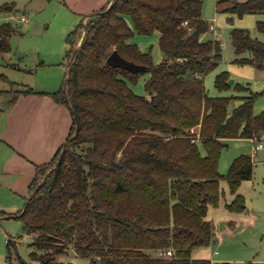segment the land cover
Returning a JSON list of instances; mask_svg holds the SVG:
<instances>
[{
	"label": "trees",
	"instance_id": "1",
	"mask_svg": "<svg viewBox=\"0 0 264 264\" xmlns=\"http://www.w3.org/2000/svg\"><path fill=\"white\" fill-rule=\"evenodd\" d=\"M226 1L240 16L264 11V0L218 4ZM203 6L204 0H110L70 32L66 79L50 95L71 108L73 123L54 158L37 165L30 196L16 214L36 248L26 260L8 238V264H76L56 257L71 246L90 257L89 264H233L194 259L192 252L216 240L208 213L224 195L222 178L236 195L229 207L244 208L238 189L253 176V156H236L226 173L219 163L227 139L263 137L264 109L255 113L254 103L264 90L207 93L204 76L221 60L222 42L201 38L212 24ZM257 27L264 32V20ZM156 31L160 62L151 48L131 41L136 32ZM14 32L9 22L0 24V52L10 50ZM231 34L237 54L251 52L235 61L264 68V41L247 29ZM114 49L150 67L148 96L132 86L146 71L107 63ZM230 79L224 70L215 84L219 90H248ZM169 249L172 254H162Z\"/></svg>",
	"mask_w": 264,
	"mask_h": 264
},
{
	"label": "rangeland",
	"instance_id": "2",
	"mask_svg": "<svg viewBox=\"0 0 264 264\" xmlns=\"http://www.w3.org/2000/svg\"><path fill=\"white\" fill-rule=\"evenodd\" d=\"M86 1L0 0V24L9 22L15 29L10 37V50L0 52V74L3 75L0 78V135L6 126L8 104L15 98L17 91L25 92L30 87L54 92L63 87L69 61V34L80 22L88 20V14L96 11L86 10L84 5ZM6 4L13 6H10V9L2 8ZM230 4L228 1L218 4V0H204L203 6V16L208 22L216 25L218 34L210 29L203 33L201 38L220 39L222 42L221 60L204 76L207 93L215 96L248 95L252 91L264 90V68L235 61L237 57L250 56L251 52L237 54L231 34L234 28L247 29L252 37L264 41V32L257 27L258 21L264 20V11L240 16L227 9ZM128 20L133 25L130 17ZM82 38L83 33L78 37L76 42L78 45ZM131 41L137 43L143 50L151 48L155 62L162 60L163 53L159 46L157 31L152 34L136 32ZM224 70L229 72L233 83L243 84L248 90L237 91L233 88L219 90L215 80L217 74ZM149 77L150 71L143 73L137 83L132 84L134 90L148 96L145 83ZM241 100L236 99V103ZM263 109L264 95H260L254 103V112L260 113ZM260 140L258 138L226 140L227 145L223 147L219 163L222 173L227 172L236 156L242 153H250L253 156V176L243 180L238 189L243 195L245 207L239 210L229 207L236 195L231 191L228 180L222 178L221 187L224 195L220 204L211 206L208 213V217L215 222L217 228L216 240L210 245L197 247L192 255L198 252L203 258H212L215 262L264 264V147L256 149ZM7 151L10 149L0 140V264H8V238L15 240L16 250L26 260L30 259V252L36 248L33 244V234L16 216L27 203L32 178L27 181L20 169L5 171L3 166ZM8 172H11L12 176L16 175L15 183L8 182L10 175ZM40 180L41 178L38 182ZM56 257L58 260L74 261L76 264L90 262V257L77 253L72 246Z\"/></svg>",
	"mask_w": 264,
	"mask_h": 264
},
{
	"label": "crops",
	"instance_id": "3",
	"mask_svg": "<svg viewBox=\"0 0 264 264\" xmlns=\"http://www.w3.org/2000/svg\"><path fill=\"white\" fill-rule=\"evenodd\" d=\"M109 4L110 0H87L84 5L86 10H99ZM10 6L13 4H6L2 8L10 9ZM32 89V92L21 93L14 103L10 101L6 126L0 135L1 142L10 149L4 157L3 168L5 171L20 169L27 181L29 178L33 180L37 165L54 158L66 141L73 123L71 108L57 102L50 95L52 91ZM8 173V182L15 183L16 175ZM32 180L29 184V196ZM202 256L198 252L192 255L194 259L203 258Z\"/></svg>",
	"mask_w": 264,
	"mask_h": 264
},
{
	"label": "water",
	"instance_id": "4",
	"mask_svg": "<svg viewBox=\"0 0 264 264\" xmlns=\"http://www.w3.org/2000/svg\"><path fill=\"white\" fill-rule=\"evenodd\" d=\"M192 31H195V28L192 29ZM188 37V36H187ZM107 63L111 66H118L125 69H129L131 71H149L150 67L146 64H140L133 60H129L123 55L120 54V52L117 49H114L107 57ZM234 80L230 79V83H233ZM232 104H229L228 110L232 109ZM263 133V132H261Z\"/></svg>",
	"mask_w": 264,
	"mask_h": 264
},
{
	"label": "built area",
	"instance_id": "5",
	"mask_svg": "<svg viewBox=\"0 0 264 264\" xmlns=\"http://www.w3.org/2000/svg\"><path fill=\"white\" fill-rule=\"evenodd\" d=\"M211 30H213L216 34H218L217 27H216V25H215L214 23L211 24ZM191 131H192L193 133H196V136H197V137L200 136V134H199L197 128H194V127H193V128H191ZM197 137H196V138H193V139L195 140V139H197ZM263 147H264V135H263V137L261 138V140L257 143V145H256V149L258 150V149H261V148H263ZM162 254H168V255H170V254H172V250L169 249L168 251L162 252Z\"/></svg>",
	"mask_w": 264,
	"mask_h": 264
}]
</instances>
